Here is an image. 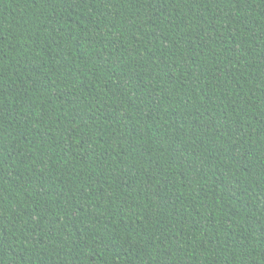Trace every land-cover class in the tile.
<instances>
[{
    "label": "trees",
    "instance_id": "trees-1",
    "mask_svg": "<svg viewBox=\"0 0 264 264\" xmlns=\"http://www.w3.org/2000/svg\"><path fill=\"white\" fill-rule=\"evenodd\" d=\"M0 264H264V0H0Z\"/></svg>",
    "mask_w": 264,
    "mask_h": 264
}]
</instances>
